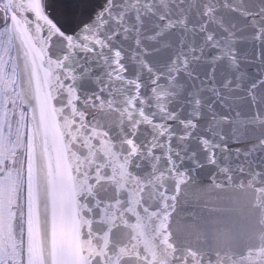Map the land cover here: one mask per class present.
<instances>
[{"label":"snow or ice","instance_id":"obj_1","mask_svg":"<svg viewBox=\"0 0 264 264\" xmlns=\"http://www.w3.org/2000/svg\"><path fill=\"white\" fill-rule=\"evenodd\" d=\"M0 264H264V0H0Z\"/></svg>","mask_w":264,"mask_h":264},{"label":"water","instance_id":"obj_2","mask_svg":"<svg viewBox=\"0 0 264 264\" xmlns=\"http://www.w3.org/2000/svg\"><path fill=\"white\" fill-rule=\"evenodd\" d=\"M103 0H97V3H102ZM98 116H103V114L101 113H97ZM108 119L111 120H115L116 119V115L112 114L111 116L108 117ZM204 187V181L202 180L201 182V186L199 188H193L191 190H189L187 192V197H188V201H189V205H196V204H219L220 203V199L218 197L217 193L214 192H207V191H203ZM224 195H228V194H224ZM174 229H180L182 230L184 228V224L183 221H178L177 223L174 224Z\"/></svg>","mask_w":264,"mask_h":264}]
</instances>
